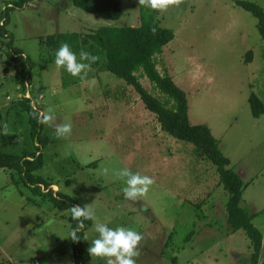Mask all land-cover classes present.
<instances>
[{
	"label": "rangeland",
	"instance_id": "rangeland-1",
	"mask_svg": "<svg viewBox=\"0 0 264 264\" xmlns=\"http://www.w3.org/2000/svg\"><path fill=\"white\" fill-rule=\"evenodd\" d=\"M242 1L264 9V0ZM7 3L15 7L5 28L12 46L28 58L31 83L24 82L21 92L15 81L19 67L6 55L7 40L0 38V151L35 152L20 105L35 96L31 105L39 111L52 107L56 119L52 126L42 125L50 141L41 146V167L34 175L80 206L92 204L109 227L141 233L136 264H171L173 257L175 264H249L248 238L226 224L227 194L215 166L192 144L161 131L155 115L123 80L91 67L85 80L94 77L97 85L90 88L58 70L53 52L41 41L60 33H91L102 25L138 26V0H121L115 21L75 8L70 0H0V13ZM158 19L174 39L156 56V68L186 94L189 123L210 129L247 184L241 206L255 213L252 223L263 236L258 264H264V114L254 118L248 103L251 93L264 103V40L257 19L233 0H183L158 12ZM248 51L252 59L246 63ZM140 82L165 102L147 78ZM61 123H71L72 132L58 139L54 127ZM123 169L154 179L146 196L124 198L125 181L116 175ZM37 189L25 185L16 171L0 169V264H74L68 214L42 194L43 185ZM92 225L82 238L86 251L97 235ZM86 264L105 261L91 257Z\"/></svg>",
	"mask_w": 264,
	"mask_h": 264
},
{
	"label": "trees",
	"instance_id": "trees-1",
	"mask_svg": "<svg viewBox=\"0 0 264 264\" xmlns=\"http://www.w3.org/2000/svg\"><path fill=\"white\" fill-rule=\"evenodd\" d=\"M70 1L75 8L105 21H115L121 16V0ZM233 2L257 19L258 32L264 40V9L249 1L233 0ZM14 7L15 5L10 6L7 3L0 13V38L7 40L6 55L19 67L15 81L20 84L21 92L24 93V82L31 83L28 58L23 55L22 51L12 46V35L5 28L8 12ZM159 22L157 11L140 6L138 26L102 25L91 33H60L49 35L41 41L47 49L53 52V56L61 44L67 43L77 55L83 50L99 57L91 67L107 71L123 80L126 85L131 86L138 94L145 109L155 115L161 131L179 141L192 144L198 156L215 166L219 178L218 184L227 194L226 224L232 232L241 231L248 238L251 249L249 264H258L263 236L252 223L255 213H250L241 206L242 194L247 184L232 170L229 159L220 151L218 142L212 136L210 129L205 125L189 123L186 94L167 73L161 74L156 68V56L161 54L164 46L174 39L173 31L160 26ZM152 29H155V32ZM251 59L252 52L248 51L245 54V62H250ZM140 77L147 78L153 88L166 97L165 102L148 92L142 86ZM65 84L67 82H63V85ZM35 98V96L23 98L20 100V105L28 115L30 136L37 143L36 150L32 153L23 150L21 155H11L0 151V169L16 171L25 185L38 188V191L43 185L45 191L42 194L49 195L57 210L67 212L69 230L71 231L77 221L71 219L69 209L78 204L68 196L52 191L49 187L53 184L44 182L34 175V172L41 167V146L50 141V138L42 133V124L38 123L35 118V113L39 111L37 107L31 105L35 104ZM248 103L254 118L264 114V103L254 93L249 95ZM168 104L170 105L168 106ZM84 225V229L77 233L80 240L72 241L74 264H86L91 258L88 252L82 248V238L84 232L90 228L91 221H84ZM175 263L176 258L173 257L171 264Z\"/></svg>",
	"mask_w": 264,
	"mask_h": 264
},
{
	"label": "clouds",
	"instance_id": "clouds-1",
	"mask_svg": "<svg viewBox=\"0 0 264 264\" xmlns=\"http://www.w3.org/2000/svg\"><path fill=\"white\" fill-rule=\"evenodd\" d=\"M183 0H138L139 6H144L152 11L166 12L170 7H179ZM155 32V29H152ZM99 57L81 50L79 54L73 52L67 43L61 44L55 52V65L59 70L63 68L72 77H79L85 80L87 71L91 70V65L94 64ZM83 74V75H82ZM90 88L97 85V80L93 77L90 80H85ZM37 122L42 125L52 126L56 117L54 109L49 107L46 111H37L35 113ZM6 128V126H5ZM71 123L56 124L54 127V135L60 138H67L71 135ZM108 169H104L107 174ZM116 175L125 181V187L122 188V193L125 199L135 201L140 197L146 196L150 187L154 184V179L148 175L133 173L129 169H123ZM71 219L77 221L74 228L69 233V239L73 242H78L80 237L77 235L84 229V221H92V231L95 232L94 238L90 247L87 249L90 257L103 259L105 264H136V258L141 255L140 246L144 236L127 227L111 228L108 226V218L106 222L100 221L95 213L94 207L90 205H73L69 209ZM84 240H87L85 234Z\"/></svg>",
	"mask_w": 264,
	"mask_h": 264
},
{
	"label": "crops",
	"instance_id": "crops-1",
	"mask_svg": "<svg viewBox=\"0 0 264 264\" xmlns=\"http://www.w3.org/2000/svg\"><path fill=\"white\" fill-rule=\"evenodd\" d=\"M228 158V157H227ZM229 159V158H228ZM230 161V160H229ZM230 167H231V161H230ZM240 177V176H239ZM242 180V179H241ZM53 188H56L57 189V187L56 186H53ZM263 241V240H262ZM35 259H38V258H34V261H35ZM31 264H32V260H31V262H30Z\"/></svg>",
	"mask_w": 264,
	"mask_h": 264
},
{
	"label": "built area",
	"instance_id": "built-area-1",
	"mask_svg": "<svg viewBox=\"0 0 264 264\" xmlns=\"http://www.w3.org/2000/svg\"><path fill=\"white\" fill-rule=\"evenodd\" d=\"M27 93V92H26ZM27 98V97H26ZM28 98H30V97H28ZM34 264H39V262L38 261H35V263Z\"/></svg>",
	"mask_w": 264,
	"mask_h": 264
}]
</instances>
